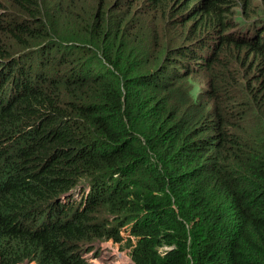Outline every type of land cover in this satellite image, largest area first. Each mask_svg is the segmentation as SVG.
Masks as SVG:
<instances>
[{
    "label": "trees",
    "instance_id": "obj_1",
    "mask_svg": "<svg viewBox=\"0 0 264 264\" xmlns=\"http://www.w3.org/2000/svg\"><path fill=\"white\" fill-rule=\"evenodd\" d=\"M240 1L248 6L251 0ZM88 2L63 3L65 17L76 20L71 36L92 46L105 38L108 46L64 39L67 26L52 23L37 0H0V89L10 79L18 89L11 102L0 104V264L25 258L80 264L67 257L62 238L114 236L105 221L88 226L82 220L52 232L15 224L49 194L83 178L94 182L84 211L93 221L108 210L134 222L138 264H264V144H253L235 123L250 102L242 111L222 101L192 104L203 112L189 116V109L179 117L168 98L183 95L190 104L189 92L173 89L188 81L169 69L160 77L126 75L134 58L125 56L122 31L109 16L120 23L127 14H115L105 0ZM154 2L160 8L169 3ZM229 4L234 6L232 0H206L203 19L224 25ZM234 44L222 41L230 61L242 58ZM93 52L112 71H97ZM255 53L264 70V51ZM225 70L215 67L217 81L230 75ZM163 148L167 165L152 152ZM162 245L175 248L162 255Z\"/></svg>",
    "mask_w": 264,
    "mask_h": 264
},
{
    "label": "clouds",
    "instance_id": "obj_2",
    "mask_svg": "<svg viewBox=\"0 0 264 264\" xmlns=\"http://www.w3.org/2000/svg\"><path fill=\"white\" fill-rule=\"evenodd\" d=\"M42 10H46L48 18L57 16L56 21H51L57 25L67 26V35L64 39L79 46L94 48L103 43L108 46L111 40L97 38L96 46L84 43L82 39L74 38L75 21L68 20L63 3L69 0H37ZM158 0H105L109 7H114L115 14L126 13L124 21L117 23L109 16L114 27H120L122 31L121 42L127 47L125 56L130 52L133 55V63L125 73L129 77L135 75H155L160 77L169 72L172 76L185 78L188 82L184 85L173 87L177 92L184 90L189 92L193 99L190 104L186 103L183 95L180 98H168V106L172 110H177L179 117L184 118L191 105L206 103L211 107L214 102H226L232 110L242 111L247 102H250V109L240 114V120L235 123L241 126L244 137L251 140L253 144H264V70L260 69L259 57L255 51H264V12L259 7L264 5V0H251L249 5L240 0H232L234 6H226L222 17L224 25L215 27L203 19V9L206 0H168L169 3L160 8ZM89 5H96V0H89ZM100 9L101 4H97ZM2 11V10H0ZM79 19V18H78ZM82 20V19H80ZM64 27V26H63ZM77 39V40H76ZM230 40L234 42V48L242 50L241 60H229V51L222 50V41ZM64 42V44H71ZM161 51L164 53L161 55ZM172 51H176L172 53ZM171 54V62L169 55ZM101 56L100 54H98ZM247 57V58H246ZM102 73L112 71L109 63L103 60ZM169 65V68L167 66ZM215 67L226 68L225 75L217 81L214 75ZM118 74V72L116 71ZM202 84L203 94L198 95L195 91L194 82ZM120 87L125 93L124 83L120 81ZM18 89L10 79L3 88L0 89V104L11 102L17 95ZM210 92L211 97L206 94ZM161 95H166L164 91ZM257 96L258 98H255ZM160 101V106L165 105ZM203 112L196 107L191 108L188 115H196ZM200 137V136H199ZM201 137H205L203 134ZM181 140V145L182 144ZM180 145V146H181ZM149 149V148H148ZM149 152H151L149 150ZM157 153L161 163L169 164L166 160V149L163 148ZM202 159L200 163L204 162ZM82 182H91L89 192L79 197V187ZM94 182L90 179H81L71 189L59 194L51 193L47 198L34 209L32 214L26 215L15 221L18 227H23L32 232H52L62 226L73 227L82 220L88 221V226L93 222L107 223V227L112 228L113 237L107 238L90 235L79 238H62L63 250L68 258H73V262L80 264H90L91 258L95 257V244L99 241H112L120 243L124 239L122 231H127L130 239H134L130 258L133 264L132 253L136 248L139 236L132 233L133 221H126V213H111L105 211L96 221L90 213L84 212L89 201L90 194L94 190ZM108 216L121 218L116 225L109 222ZM164 255L167 251L173 250L175 245H162L157 247ZM191 257V255H189ZM103 260L98 264H106ZM129 261L117 258L116 264H128ZM18 264H37V261L25 258Z\"/></svg>",
    "mask_w": 264,
    "mask_h": 264
},
{
    "label": "rangeland",
    "instance_id": "obj_3",
    "mask_svg": "<svg viewBox=\"0 0 264 264\" xmlns=\"http://www.w3.org/2000/svg\"><path fill=\"white\" fill-rule=\"evenodd\" d=\"M54 3L59 2L60 0H52ZM260 11L264 12V5L259 7ZM51 21H56L57 16H50ZM66 36V35H65ZM91 63H93L97 69V71H102L103 64L100 62L99 55L95 52L91 54ZM195 91L198 95L203 94L202 90V84L198 83L197 81L194 82ZM91 188V182H82L80 184L78 193L79 197L81 195H84V192H89ZM125 215H120L121 218H117V220L114 218V216H108L109 222L113 225H116L118 223V220L121 221L122 217ZM123 240L120 243H113L112 241H99L95 244V257L91 258L90 264H98L99 262L105 260L106 264H116L117 258H122L124 260L129 261L128 264H133L131 258H130V252L132 249V243H135L134 239L129 238V234L127 231H122ZM121 264V263H119Z\"/></svg>",
    "mask_w": 264,
    "mask_h": 264
}]
</instances>
